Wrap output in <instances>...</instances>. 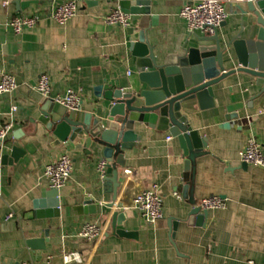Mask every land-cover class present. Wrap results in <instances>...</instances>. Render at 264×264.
I'll use <instances>...</instances> for the list:
<instances>
[{"label": "crops", "instance_id": "crops-1", "mask_svg": "<svg viewBox=\"0 0 264 264\" xmlns=\"http://www.w3.org/2000/svg\"><path fill=\"white\" fill-rule=\"evenodd\" d=\"M5 1L0 0V73L14 75L18 85L11 93L0 94V122L13 120L3 151L13 145H30L32 151L11 166L0 162V264L25 260L65 264L63 251L81 252L83 261L71 264H264V166L244 167L240 159L251 136L262 144L264 154V115L247 118L264 106L253 78L239 73L224 79L215 86L214 107L200 108L197 100L183 105L189 124L207 142L204 153L191 163L189 182L183 178L187 157L179 139L135 122L138 141L123 152L124 164L112 161L118 171L114 198L105 184L112 174L103 178L98 170L103 153L88 155L71 145L56 144L38 121L39 106L48 98L34 86L47 73L51 95L80 91L82 111L94 114L104 101L96 94L98 86L102 93L112 87L139 88L142 83L126 27L105 21L118 4L102 1L88 6L79 0L77 14L59 24L50 13L65 0L33 2L24 9L15 0ZM189 1L152 0L151 15H131L130 22L138 18L136 30L156 16L148 37L160 62L174 59L185 44L194 45L197 36L206 35L202 31L189 34L180 16ZM226 3L229 15L218 30L221 40L227 43L236 35L249 38L254 18L240 9L246 0ZM34 14L41 16L38 24L20 34L9 26L15 16ZM236 103L243 104L239 117L225 125L227 105ZM14 104L18 110L11 116ZM55 110L71 111L60 104ZM65 152L72 157L73 169L59 189L60 211L56 216H37L34 201L50 189L43 176L45 165ZM153 184L163 195L164 216L151 223L133 207V198ZM182 186L183 190L188 186L186 196ZM212 195L225 198L226 207L209 209L203 224L196 218L188 223L189 211ZM85 197L94 198L95 213L79 209ZM10 212L14 217L7 219ZM115 212L124 216L120 225L113 221ZM85 222L101 225L103 236L93 241L82 238L79 232ZM46 230V248L33 247L30 240L45 237Z\"/></svg>", "mask_w": 264, "mask_h": 264}, {"label": "water", "instance_id": "water-1", "mask_svg": "<svg viewBox=\"0 0 264 264\" xmlns=\"http://www.w3.org/2000/svg\"><path fill=\"white\" fill-rule=\"evenodd\" d=\"M42 1L15 0V3L24 9L30 3ZM102 1L115 2L131 15H151L152 0H85L88 6L99 5ZM240 9L243 15L254 18L249 38L236 35L223 43L217 30L214 35L197 36V43L185 44L182 51L167 62L159 61L148 37V29L156 24V16L152 15L150 24L139 30H136L138 18L133 19L126 28V34L129 36V50L136 58L141 86L130 91L112 87L103 93L102 87L98 86L96 94L104 101L98 103L97 114L83 112L82 109L61 113L55 110L56 103L47 99L39 106L38 121L55 137L56 144L71 145L88 155L103 153L101 159L108 160L107 173L112 174L105 178V184L110 187L114 198L118 191V171L112 161L115 158L124 164L123 152L138 141L135 122L167 131L179 139L187 157L183 178L189 182L191 163L204 153L207 142L189 124L183 105L197 100L200 108L214 107L215 86L239 73L251 76L253 83L260 87L258 96L264 97V0H246L245 7ZM228 65L231 68H227ZM242 107V103L227 105L225 125L239 117L238 110ZM4 146L0 145V162L10 166L26 152L32 151L30 145L24 148L13 145L4 152ZM243 166L248 164L243 162ZM180 189L183 190V186ZM187 189L185 186V196ZM34 208L37 216L58 215L59 189L45 190L43 196L34 201ZM79 209L95 213L97 205L94 198L85 197ZM208 214L207 209L194 206L188 213L187 222L192 223L196 218L203 224ZM123 218L121 212L113 214V221L118 220L119 225ZM48 233L46 230L45 237L31 239V245L35 247L38 244V248L45 249Z\"/></svg>", "mask_w": 264, "mask_h": 264}, {"label": "built area", "instance_id": "built-area-1", "mask_svg": "<svg viewBox=\"0 0 264 264\" xmlns=\"http://www.w3.org/2000/svg\"><path fill=\"white\" fill-rule=\"evenodd\" d=\"M244 1V0H236ZM9 3V0L4 2ZM79 0H65L59 3L50 13V16L59 24H65L72 19L78 12ZM229 15L226 0H192L185 3L181 10L180 16L186 20L189 34L197 31L214 35L223 25ZM41 16L34 15H18L12 18L9 26L13 28L15 33L20 34L25 28H31L38 24ZM131 14L124 12L120 7L114 8L106 15L105 21L109 24L121 25L128 27L130 25ZM131 71H129L130 73ZM18 85L17 78L9 73H0V94L11 93ZM34 89L48 99H52L56 104L65 106L71 111H79L82 109L83 97L80 91L68 89L64 93L51 95V80L47 73L40 75ZM18 110L17 105H12L10 115L12 116ZM264 115V106L258 108L253 114L247 116L250 120L254 116ZM13 128V120L0 122V145L4 146L6 139ZM168 140L172 136L167 137ZM240 159L254 166H264V154L262 144L251 136L246 146L240 152ZM108 160L103 158L98 162V170L104 178L107 174ZM73 169V161L70 153L65 152L57 159L45 165L43 176L49 182L50 188L60 189L65 186L70 179ZM226 199L219 195H212L203 198L200 206L202 209H219L225 208ZM133 207L139 211L141 216L148 222H155L163 218V195L159 186L153 184L137 192L133 198ZM14 217V213L7 214V219ZM104 234V228L96 222H85L79 232V235L89 241L98 240ZM52 256L50 255L49 258ZM63 259L65 264L74 262H82L83 256L79 251H63ZM20 264H35L32 261L25 260Z\"/></svg>", "mask_w": 264, "mask_h": 264}]
</instances>
